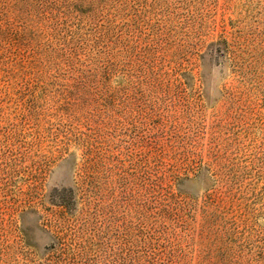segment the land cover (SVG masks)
Here are the masks:
<instances>
[{
    "label": "rangeland",
    "instance_id": "rangeland-1",
    "mask_svg": "<svg viewBox=\"0 0 264 264\" xmlns=\"http://www.w3.org/2000/svg\"><path fill=\"white\" fill-rule=\"evenodd\" d=\"M0 264H264V0H0Z\"/></svg>",
    "mask_w": 264,
    "mask_h": 264
}]
</instances>
